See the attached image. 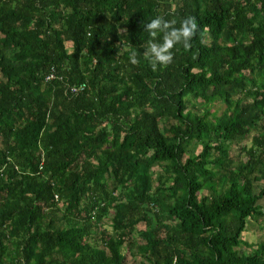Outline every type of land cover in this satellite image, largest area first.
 I'll list each match as a JSON object with an SVG mask.
<instances>
[{
    "label": "trees",
    "instance_id": "obj_1",
    "mask_svg": "<svg viewBox=\"0 0 264 264\" xmlns=\"http://www.w3.org/2000/svg\"><path fill=\"white\" fill-rule=\"evenodd\" d=\"M262 184L264 0H0V264H264Z\"/></svg>",
    "mask_w": 264,
    "mask_h": 264
},
{
    "label": "clouds",
    "instance_id": "obj_2",
    "mask_svg": "<svg viewBox=\"0 0 264 264\" xmlns=\"http://www.w3.org/2000/svg\"><path fill=\"white\" fill-rule=\"evenodd\" d=\"M165 19L157 15L150 19L144 27L148 32L147 40L143 52L144 58L155 70L158 66H167L174 58V48L183 44L185 48L190 47L191 39L198 30V23L194 16H188L179 22ZM131 62H137L136 53L130 56Z\"/></svg>",
    "mask_w": 264,
    "mask_h": 264
},
{
    "label": "rangeland",
    "instance_id": "obj_3",
    "mask_svg": "<svg viewBox=\"0 0 264 264\" xmlns=\"http://www.w3.org/2000/svg\"><path fill=\"white\" fill-rule=\"evenodd\" d=\"M67 47L69 50H71L72 46L70 43L67 44ZM226 106L221 103H215L213 106V111H216L217 114H221L225 110ZM260 133L258 131H252L250 135L239 145V146H232V157L234 160H239L244 155V152L242 150L243 147L248 146L250 147L252 144V140L255 136H258ZM200 149L198 150V152ZM159 171V167H156L154 169L155 172ZM260 187H264V184H262ZM260 205L262 206L263 212H264V199L260 201ZM111 218L107 217L104 220V224L106 225V228L108 230L111 229ZM244 239L250 243L257 244L261 241H264V214L263 216L259 217L258 220L251 219L249 220L247 231L244 233ZM138 244L142 245V241L138 240ZM133 255L129 256L128 263L129 264H137L140 261V255H138V251L134 250L132 251Z\"/></svg>",
    "mask_w": 264,
    "mask_h": 264
},
{
    "label": "built area",
    "instance_id": "obj_4",
    "mask_svg": "<svg viewBox=\"0 0 264 264\" xmlns=\"http://www.w3.org/2000/svg\"><path fill=\"white\" fill-rule=\"evenodd\" d=\"M56 77H57L56 71L54 68H52L51 71L49 72V74L46 76V81L50 82V81L54 80ZM60 79L62 80L61 77H60ZM66 86H67V92L74 94V95L80 94L87 87L86 83H83L80 85H74V86H71V85H66Z\"/></svg>",
    "mask_w": 264,
    "mask_h": 264
}]
</instances>
